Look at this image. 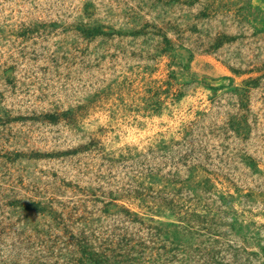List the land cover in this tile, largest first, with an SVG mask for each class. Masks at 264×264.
<instances>
[{"label": "rangeland", "instance_id": "374dc122", "mask_svg": "<svg viewBox=\"0 0 264 264\" xmlns=\"http://www.w3.org/2000/svg\"><path fill=\"white\" fill-rule=\"evenodd\" d=\"M0 264H264V0H0Z\"/></svg>", "mask_w": 264, "mask_h": 264}]
</instances>
